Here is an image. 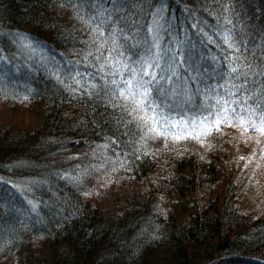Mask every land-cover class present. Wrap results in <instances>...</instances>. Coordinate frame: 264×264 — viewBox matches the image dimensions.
I'll return each instance as SVG.
<instances>
[{"label":"trees","instance_id":"16d2710c","mask_svg":"<svg viewBox=\"0 0 264 264\" xmlns=\"http://www.w3.org/2000/svg\"><path fill=\"white\" fill-rule=\"evenodd\" d=\"M149 57L162 135L112 83ZM0 101V261L264 264V208L216 153L234 127L264 140V0H0Z\"/></svg>","mask_w":264,"mask_h":264},{"label":"rangeland","instance_id":"374dc122","mask_svg":"<svg viewBox=\"0 0 264 264\" xmlns=\"http://www.w3.org/2000/svg\"><path fill=\"white\" fill-rule=\"evenodd\" d=\"M29 106H25L24 108L23 107H19V108L25 109V108H29ZM8 109H12L10 107V104L6 105V103L0 101L1 117H3L2 113H5V116L7 115L6 112L8 111ZM23 109H21L20 111L18 110V112L26 113V111ZM9 111L14 112V110H9ZM194 127L195 125L192 126V129H194ZM164 131L168 132L167 130ZM169 134L172 137L183 139L187 136V131H185L182 125L179 127L172 126L170 127ZM222 141L226 143V146L224 147L225 150L222 147L223 150H219L221 152L216 151L218 155L222 157L224 155L226 158L227 155H229L230 153L229 156L231 157L233 156L236 159H239V157L241 158V164H238L235 161L237 165L236 164L233 165L234 167L238 166L237 167L238 170L236 171L234 178L236 185L240 189L238 193V197L236 199L237 206H239L241 211H243L244 213H246L247 210L264 208V140L261 137L248 135L247 132L245 131L243 132L240 129L234 127L233 129H229V132H227L226 137ZM204 150H206V154L210 152L207 149ZM225 163L226 164H222L223 165L222 167L224 168H226L227 165H229V160H227V162ZM3 176L6 178V181L10 185H12L13 182L21 185V187L22 186L33 187V185H35V183H33L34 182L33 177L31 179H24V178L20 179L10 175L7 176L3 175ZM229 178H231V176ZM227 180H225V182ZM225 186H227V183H225ZM216 192L218 193L214 192L213 194H216L217 196L221 197L222 195L221 189H217ZM12 262L13 259L9 257L4 261H0V264H12Z\"/></svg>","mask_w":264,"mask_h":264},{"label":"snow or ice","instance_id":"6c2138e0","mask_svg":"<svg viewBox=\"0 0 264 264\" xmlns=\"http://www.w3.org/2000/svg\"><path fill=\"white\" fill-rule=\"evenodd\" d=\"M119 0H113V6L114 8L118 5ZM225 43L229 44V47H231V44L229 42V37H225ZM103 47V44L101 45ZM128 66L125 65V68ZM159 62L153 60L151 57L144 59L140 68L131 69V75L129 79L122 80V81H115L113 80L112 83L114 85L124 84V88L117 87V91L120 92V95L123 96L125 99H131L137 109L143 113L141 117L138 119L142 121V127H148L149 124H151V127L149 128V131H155L158 135L164 134V128H165V121H168L167 117L162 116L157 109L160 107L156 103V100L153 98L156 93L161 92V88H157L153 86V81L157 80V74L154 71L156 68H159ZM153 69L152 72H149L148 69ZM103 69V65L101 66V70ZM237 70L235 68L229 67L228 75H232L233 73H236ZM245 75H247L245 73ZM145 77H150V79H145ZM236 78H239L238 76ZM237 92H240L241 89L244 91H247L246 88H244L243 85H235ZM237 92L230 93L231 96L235 97L237 95ZM251 99V97H246L244 101H241L239 99H233L231 100V103L233 105L240 104L243 108L244 105H246L247 100ZM222 101L217 98L216 104L220 105ZM224 104L229 103V101L225 100L223 101ZM208 105L205 104V107ZM233 112L235 111V108L231 109ZM225 115H227V112L229 111L227 108L224 109ZM253 111L249 109V115L250 118L253 115ZM204 120L207 121V117H204ZM170 122V121H169ZM161 124V129H157L156 125ZM173 127H175V123L172 124ZM257 130L261 133H264V114L260 115V122L258 125H256Z\"/></svg>","mask_w":264,"mask_h":264}]
</instances>
